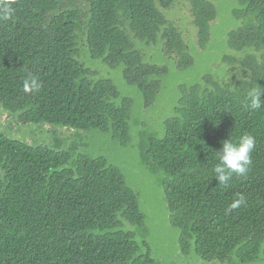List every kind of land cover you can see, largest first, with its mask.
Returning <instances> with one entry per match:
<instances>
[{
    "label": "trees",
    "instance_id": "trees-1",
    "mask_svg": "<svg viewBox=\"0 0 264 264\" xmlns=\"http://www.w3.org/2000/svg\"><path fill=\"white\" fill-rule=\"evenodd\" d=\"M188 1L203 44L214 7ZM173 2L13 0L14 19L0 22V107L17 121L97 130L125 145L131 101L110 81L89 78L81 49L111 67L123 64L124 79L150 105L162 70L143 62L136 41L149 44L161 34L166 55L180 58V67L192 63L162 13ZM233 16L241 21L229 37L241 55L238 77L181 87L164 135L141 146L142 159L165 175L181 258L208 264L264 260V103L257 110L246 106L248 90L264 88V0H238ZM29 74L40 80L39 91L23 90ZM244 134L255 138L249 171L221 186L214 178L216 151ZM35 139L0 133V264H157L121 227L145 222L121 172L102 158L71 159L61 143L48 147ZM240 195L244 203L228 211Z\"/></svg>",
    "mask_w": 264,
    "mask_h": 264
},
{
    "label": "rangeland",
    "instance_id": "rangeland-1",
    "mask_svg": "<svg viewBox=\"0 0 264 264\" xmlns=\"http://www.w3.org/2000/svg\"><path fill=\"white\" fill-rule=\"evenodd\" d=\"M207 1L213 5L215 15L209 23L208 36L203 44L194 24L188 0H174L170 8L162 9L164 18L173 24L183 37L186 54L192 59L191 65L180 67V58L165 54L161 34L149 44L136 41L143 62L162 70L155 77L159 81L158 92L148 106L139 89L124 79L123 64L111 67L102 59H93L86 47L81 49L83 56L81 55L79 60L90 72L89 78L94 81H110L120 98H128L131 101L129 139L125 145L112 139L109 133L97 130L77 131L17 121L16 116L0 107L1 134L22 142L36 138L37 143L48 147L61 143V148L70 153L71 159L79 156L102 158L109 165L116 167L121 172L126 186L137 194L140 211L145 218L142 227L127 223H123L121 227L124 231L134 234L141 252L147 250L157 264H208L199 262L193 256L181 258L180 233L169 223L168 206L162 189L165 175L155 165L142 159L141 147L146 138L164 135V123L174 116L181 87L203 84L205 78L230 82L234 76L238 77L235 61H238L241 55L229 46L230 33L241 26V21L233 16L238 0ZM251 264H264V260Z\"/></svg>",
    "mask_w": 264,
    "mask_h": 264
},
{
    "label": "clouds",
    "instance_id": "clouds-1",
    "mask_svg": "<svg viewBox=\"0 0 264 264\" xmlns=\"http://www.w3.org/2000/svg\"><path fill=\"white\" fill-rule=\"evenodd\" d=\"M15 9L13 0H0V22H8L14 19ZM41 82L35 75L29 74L23 82V90L25 92L39 91ZM264 88L253 87L247 92V108L257 110L262 106L264 101L261 95ZM255 148V138L251 134H244L239 137L236 142L225 140L222 147L216 151L218 163L215 165L214 178L221 186H228L233 175L245 176L252 164L251 153ZM244 203V197L240 195L234 200L228 211L240 207Z\"/></svg>",
    "mask_w": 264,
    "mask_h": 264
}]
</instances>
